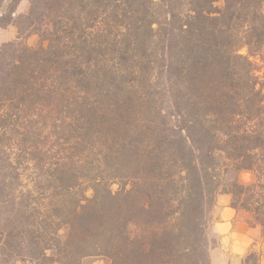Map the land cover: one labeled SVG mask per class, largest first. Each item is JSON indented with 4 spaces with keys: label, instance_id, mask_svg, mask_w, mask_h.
Returning a JSON list of instances; mask_svg holds the SVG:
<instances>
[{
    "label": "trees",
    "instance_id": "1",
    "mask_svg": "<svg viewBox=\"0 0 264 264\" xmlns=\"http://www.w3.org/2000/svg\"><path fill=\"white\" fill-rule=\"evenodd\" d=\"M21 1L0 27L49 46H0V264H211L220 194L264 233V0ZM67 86L65 149L17 127Z\"/></svg>",
    "mask_w": 264,
    "mask_h": 264
},
{
    "label": "crops",
    "instance_id": "2",
    "mask_svg": "<svg viewBox=\"0 0 264 264\" xmlns=\"http://www.w3.org/2000/svg\"><path fill=\"white\" fill-rule=\"evenodd\" d=\"M12 0H3L8 7ZM30 1L23 0L13 13L16 18L21 13L27 14ZM2 15V9L0 8ZM6 31L8 36H5ZM0 44L13 41L17 32L13 24L0 27ZM209 257L211 264H247L251 253L258 254V264H264L263 229L253 221L252 215L232 206L230 194H220L216 198L210 214L208 229Z\"/></svg>",
    "mask_w": 264,
    "mask_h": 264
},
{
    "label": "rangeland",
    "instance_id": "3",
    "mask_svg": "<svg viewBox=\"0 0 264 264\" xmlns=\"http://www.w3.org/2000/svg\"><path fill=\"white\" fill-rule=\"evenodd\" d=\"M1 4L2 3H0V8L2 9L4 17H2V20H0V23H4L8 19H10L11 17L10 10H13L14 4L8 7L3 6V8ZM17 9H18V6H17ZM27 14L21 13L20 15H27ZM15 19H17L16 20L17 23L19 24L22 23V26H25L24 24L25 20L23 19L21 20V18L19 17L14 18V20ZM15 30L17 32V37L16 39L10 42L22 43L28 48L36 49V50L39 49L40 47L47 48L49 46V41L44 40L40 33L20 35L18 28L16 26H15ZM1 33H4L5 36H8L6 31H3ZM19 36H21V38H18ZM10 42H7V43H10ZM7 43H2L0 44V46L7 44ZM242 53L245 54L246 51L243 50ZM63 88L65 90V97L63 96L64 93H62V95L56 99V102L53 99L45 100L43 102L44 107H42V109L39 107L33 106V109L30 108L29 112H26L27 115L23 113V115L21 116L22 119L19 121V124L16 123V125L18 128H20L23 123H26L27 125L32 127L31 129L36 131L37 134L42 135L41 139L43 141H49L50 145H54L56 146V148H58L59 143L63 142L64 144H63L62 149H65L67 146V144L65 143V139L67 135L63 134L61 126L63 124V121L67 123L70 122V119L68 118L70 116L69 114L70 110L68 111L67 115L65 113L67 111V109H65L66 101H68V98L72 93L75 96L77 94L78 89L74 88V86L73 88H70V86L63 87ZM40 101L41 99L37 102V104H39ZM252 179H253L252 173L243 172L240 175V180L243 183H249L252 181ZM110 187L113 192H117L119 190L120 185L115 182V183H112ZM91 194H92V191H89L87 193V196L90 197ZM17 264H28V263L18 262ZM93 264H104V263L102 261H96ZM250 264H255V263L254 261H252L250 262Z\"/></svg>",
    "mask_w": 264,
    "mask_h": 264
}]
</instances>
